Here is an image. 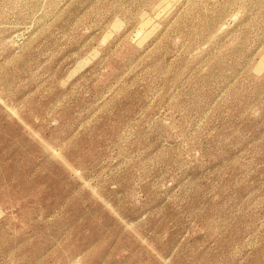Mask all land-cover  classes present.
Returning <instances> with one entry per match:
<instances>
[{
  "label": "rangeland",
  "instance_id": "rangeland-1",
  "mask_svg": "<svg viewBox=\"0 0 264 264\" xmlns=\"http://www.w3.org/2000/svg\"><path fill=\"white\" fill-rule=\"evenodd\" d=\"M0 264H264V0H0Z\"/></svg>",
  "mask_w": 264,
  "mask_h": 264
}]
</instances>
